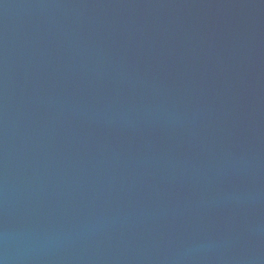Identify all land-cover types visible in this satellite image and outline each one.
Masks as SVG:
<instances>
[{
  "label": "water",
  "instance_id": "1",
  "mask_svg": "<svg viewBox=\"0 0 264 264\" xmlns=\"http://www.w3.org/2000/svg\"><path fill=\"white\" fill-rule=\"evenodd\" d=\"M0 264H264V0H0Z\"/></svg>",
  "mask_w": 264,
  "mask_h": 264
}]
</instances>
